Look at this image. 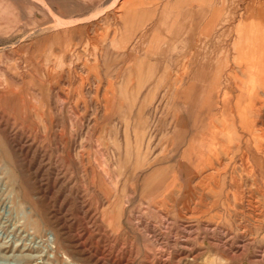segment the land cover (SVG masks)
Returning <instances> with one entry per match:
<instances>
[{"label": "rangeland", "instance_id": "obj_1", "mask_svg": "<svg viewBox=\"0 0 264 264\" xmlns=\"http://www.w3.org/2000/svg\"><path fill=\"white\" fill-rule=\"evenodd\" d=\"M263 34L264 0H0V264H264Z\"/></svg>", "mask_w": 264, "mask_h": 264}, {"label": "bare ground", "instance_id": "obj_2", "mask_svg": "<svg viewBox=\"0 0 264 264\" xmlns=\"http://www.w3.org/2000/svg\"><path fill=\"white\" fill-rule=\"evenodd\" d=\"M251 23V22H250ZM246 25V24H245ZM256 28V27H255ZM258 28V27H257ZM34 33V32H33ZM250 33V32H249ZM264 35V34H263ZM257 36V35H256ZM254 37V36H253ZM244 38V37H243ZM245 38H247V34H245ZM262 38V37H261ZM250 39V38H249ZM244 41H247V40H244ZM250 41V40H249ZM253 41V40H252ZM238 45H239V43H238ZM264 46V45H263ZM236 54V53H235ZM255 57H257V56H255ZM259 57V56H258ZM246 67H247V69L245 70V73L247 74V72L248 71H250L251 69H252V64L251 63H249V62H246ZM243 68V67H242ZM235 69H236V66H235ZM244 69V68H243ZM248 70V71H247ZM255 71V70H254ZM242 72V71H241ZM233 73V72H232ZM239 73V72H238ZM249 75V74H248ZM234 76H235V74H234ZM238 76H240V75H238ZM198 77V76H197ZM195 78V77H194ZM217 78V77H216ZM236 78V77H235ZM241 78V77H240ZM261 79V78H260ZM194 80V79H193ZM207 80V79H206ZM218 80V79H217ZM201 81V80H200ZM219 81V80H218ZM181 82H182V80H181ZM180 82V83H181ZM202 82V81H201ZM200 83V82H199ZM215 83V82H214ZM258 83H260V82H258ZM202 84V83H201ZM219 84V83H218ZM238 84V83H237ZM257 84V83H256ZM240 85V86H239ZM178 86H180V85H178ZM236 86V85H235ZM238 86L240 87V92H242V94L243 93H245V94H248V93H251V90H252V84H251V81H250V79L248 80V79H246V80H243L242 79V81L240 82V84H238ZM256 86V85H255ZM262 86V85H261ZM260 86V87H261ZM201 87V86H200ZM213 88V87H212ZM236 88H237V86H236ZM256 88V87H255ZM207 89V88H206ZM238 89V88H237ZM181 92V91H180ZM178 93H179V91H178ZM213 93H215V92H213ZM208 94H210V93H208ZM258 94V93H257ZM221 95V94H220ZM219 97V96H218ZM221 98V97H220ZM251 99V98H250ZM258 99V98H257ZM219 100V99H218ZM213 104V103H212ZM215 104V103H214ZM211 105V104H210ZM217 105V104H216ZM221 110V109H220ZM224 110H225V108H224ZM222 111V110H221ZM224 114V113H223ZM210 127H213V128H215L216 129V127L217 126H214V122L212 121V123L210 124ZM212 134H219L218 133V129H216L215 131H213V133ZM200 155H202V152H198L197 153V156H200ZM47 241L48 242H50L51 244H52V246H53V248H54V251H53V253H55V249H56V247H55V237L53 236V239L52 240H50V239H47ZM57 246V245H56ZM57 250H58V247H57Z\"/></svg>", "mask_w": 264, "mask_h": 264}]
</instances>
